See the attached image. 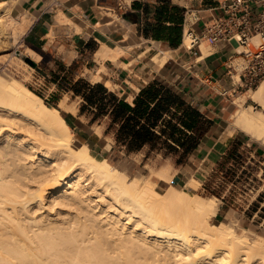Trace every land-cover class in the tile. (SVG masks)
Instances as JSON below:
<instances>
[{
	"label": "bare ground",
	"instance_id": "6f19581e",
	"mask_svg": "<svg viewBox=\"0 0 264 264\" xmlns=\"http://www.w3.org/2000/svg\"><path fill=\"white\" fill-rule=\"evenodd\" d=\"M10 2L0 3V39L32 24ZM60 11L52 21H69ZM181 43L191 46L186 33ZM120 51L102 43L94 58L114 61ZM233 101L225 134L239 129L264 142V80ZM71 136L56 107L0 72V264H264V237L210 220L212 197L158 191Z\"/></svg>",
	"mask_w": 264,
	"mask_h": 264
},
{
	"label": "crops",
	"instance_id": "0c3cea01",
	"mask_svg": "<svg viewBox=\"0 0 264 264\" xmlns=\"http://www.w3.org/2000/svg\"><path fill=\"white\" fill-rule=\"evenodd\" d=\"M4 1L7 0H0ZM11 1L12 9L20 14L26 13L33 20L29 29L21 36V41L37 54L44 49L42 43L47 34V24L52 22L53 14L61 10L60 12L80 28L78 32L72 31V45L77 48L74 49L75 53H88L86 56L90 57L95 66L92 79L89 74L82 73L83 79L89 83H102L107 90L131 105L141 88L153 82H162L176 92L185 105L198 110L208 120L207 131L196 146L183 159H179V165L171 159H165L162 163V168L170 166L176 170L171 178L179 173L183 174L186 167H195L205 172L207 169L211 170L225 154L229 143L234 140L240 142V149L248 155V160L253 158L258 162L259 169L264 171V142L246 139L237 132L226 135L225 130H218V125L235 107L233 98L236 93H221V88H230L237 76L228 68L229 48L224 43L212 44L208 39L201 40L198 46L191 48H185L181 43L187 28L199 33L205 20L212 15L222 14L224 0H167L168 7L163 13L156 11V6L161 5L163 0ZM172 6L180 10H175ZM248 7L249 20L254 22L259 6L250 2ZM169 36H179L180 39L177 44H173L165 39ZM102 43L121 49L116 60L108 57L103 60L94 58L95 51ZM201 43L211 45L209 51H203ZM75 55L66 62V66L72 63ZM154 56L159 59L164 57L163 62L155 61ZM84 64L82 62L81 65ZM93 76L98 78L94 80ZM242 92L245 91H240ZM247 100L252 102L250 98H246ZM79 107L80 104L75 112H68L71 123L69 126L76 130L87 146L89 142L92 146L117 148L132 156L140 155L148 161H151L150 156L153 153L160 158L166 156L165 148L159 143L153 148L145 143L138 150L126 151L124 145L116 143L115 129L107 130V116L90 122L91 116L85 120V112H80ZM169 115L164 114V117L168 118ZM161 126L163 122L160 121L154 131L159 133ZM178 149L180 155L182 150L179 147ZM262 186L264 184L252 196L250 204H244L239 210L244 219L250 223L258 222L259 225L264 224Z\"/></svg>",
	"mask_w": 264,
	"mask_h": 264
},
{
	"label": "rangeland",
	"instance_id": "374dc122",
	"mask_svg": "<svg viewBox=\"0 0 264 264\" xmlns=\"http://www.w3.org/2000/svg\"><path fill=\"white\" fill-rule=\"evenodd\" d=\"M10 3L7 7L11 9V13L20 15L14 8L12 9V6H10L12 3ZM0 10L1 13L4 12V8L1 7ZM22 14L26 15H21L23 18L25 17L30 21V16L26 13ZM31 22H33L32 18ZM60 23L57 24L52 21L47 24L48 30L43 38L42 48L44 49L39 53L40 58L39 54L22 44L21 36L23 34L14 35L12 38L8 37V39V35H6L5 39H0V72L19 79L36 92L44 102L52 103L61 114V112H75L81 102L79 96L73 95L68 83L71 84L74 80L82 78L83 74H89L90 79H92L95 66L90 57L86 56L88 53H75L74 51L77 48L72 45V31L78 32L80 29L77 30L76 25L70 20L67 22L64 20ZM6 29L4 28V32H6ZM210 47L209 44L204 45V43H201V48L205 52L209 51ZM74 55L76 58L69 66H66V62L71 60ZM25 57L29 58L34 65L26 61ZM235 61H240V58L235 59ZM82 62H85L84 66L81 65ZM55 80L58 82L54 84ZM239 94L241 93L237 92L235 95ZM55 96L61 97V99L55 101ZM245 104H252L257 109L260 108L249 100H245ZM88 117L89 114L85 112V120ZM225 120L218 125V130L226 131L227 121ZM69 128L72 133V142L75 145L83 143L76 130L70 126ZM238 130L235 129L233 133L237 132L244 135L246 139L253 140L247 134ZM239 145L240 142L236 140L230 142L225 154L213 165L211 170L207 169L205 172L195 167H186L187 170L183 174L179 173L174 178H171V175L176 170L170 166L162 168V163L166 161L165 159H171L173 162L176 161V165H179L178 152L165 151L166 156H162V158L153 153L150 156L151 161H148L140 155L132 156L117 148L110 149L108 146L100 147V145L88 147L97 156L108 160L116 169L122 171L128 177L140 178L142 181H145V179L150 180L158 191H163L167 185H171L183 189L191 195L212 197L216 201V207L215 214L209 216L210 220L214 223L228 222L236 232L246 233L251 239L262 238L264 237V224L250 223L239 214V210L242 209L244 204H250L252 196L260 185L264 184V171L259 169L258 162L254 161L253 158L248 160V155L240 149ZM162 172H165L167 181L161 178ZM261 191L264 192V186H262Z\"/></svg>",
	"mask_w": 264,
	"mask_h": 264
},
{
	"label": "trees",
	"instance_id": "16d2710c",
	"mask_svg": "<svg viewBox=\"0 0 264 264\" xmlns=\"http://www.w3.org/2000/svg\"><path fill=\"white\" fill-rule=\"evenodd\" d=\"M167 7V0H163L161 5L156 6V11L163 13ZM172 7L180 10L176 6ZM165 39L177 44L180 38L169 36ZM57 82L55 80L54 84ZM68 85L73 95L80 97V112H87L91 116L90 122L108 117L107 130L115 129L116 143L124 145L126 151L138 150L145 143L153 148L159 143L167 152L179 153V147L182 150L179 159H183L209 127L208 120L198 110L185 105L180 96L162 82H153L141 88L132 105L99 82L89 83L79 78ZM54 100L58 101V97L55 96ZM45 103L54 107L48 101ZM164 114L170 115L165 118ZM61 115L71 126L70 114L61 112ZM160 121L163 126L157 133L154 128ZM88 146L91 148V143L88 142Z\"/></svg>",
	"mask_w": 264,
	"mask_h": 264
},
{
	"label": "built area",
	"instance_id": "2783aa9c",
	"mask_svg": "<svg viewBox=\"0 0 264 264\" xmlns=\"http://www.w3.org/2000/svg\"><path fill=\"white\" fill-rule=\"evenodd\" d=\"M250 2L259 6L254 22L249 20ZM222 11L205 20L199 33L186 29L191 40L186 48L198 46L203 39L229 48L228 68L237 74L230 88H221L222 94L229 95L250 90L264 80V0H224Z\"/></svg>",
	"mask_w": 264,
	"mask_h": 264
},
{
	"label": "water",
	"instance_id": "95a60500",
	"mask_svg": "<svg viewBox=\"0 0 264 264\" xmlns=\"http://www.w3.org/2000/svg\"><path fill=\"white\" fill-rule=\"evenodd\" d=\"M25 60L30 62V63H32L34 65V63L29 58L25 57Z\"/></svg>",
	"mask_w": 264,
	"mask_h": 264
}]
</instances>
